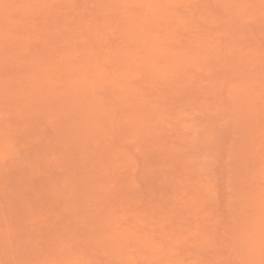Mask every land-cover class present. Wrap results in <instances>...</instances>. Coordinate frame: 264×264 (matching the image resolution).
<instances>
[{
	"label": "rangeland",
	"instance_id": "rangeland-1",
	"mask_svg": "<svg viewBox=\"0 0 264 264\" xmlns=\"http://www.w3.org/2000/svg\"><path fill=\"white\" fill-rule=\"evenodd\" d=\"M0 264H264V0H0Z\"/></svg>",
	"mask_w": 264,
	"mask_h": 264
}]
</instances>
